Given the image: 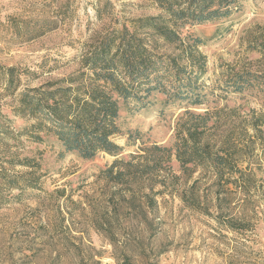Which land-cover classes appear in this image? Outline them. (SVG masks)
<instances>
[{
  "label": "rangeland",
  "instance_id": "374dc122",
  "mask_svg": "<svg viewBox=\"0 0 264 264\" xmlns=\"http://www.w3.org/2000/svg\"><path fill=\"white\" fill-rule=\"evenodd\" d=\"M71 1L69 21L29 40L40 30H15L13 21L32 19L41 25L56 7L49 0H0V66L17 68L23 87H38L76 72L85 45L95 34L162 13L151 0ZM104 2L108 7L99 18L97 7L102 8ZM35 27L32 24L29 28ZM191 30L204 41L199 50L206 56L207 72L202 79L206 102L189 110L203 113L224 109L238 133L251 136L253 124L259 122L262 133L239 155L238 170L251 185L236 189L230 184L227 192L220 194L222 201L216 203L217 191L209 188L212 174L198 169L189 179L173 158L172 170L181 177L157 197L158 206L151 214L157 234L150 236L141 215L131 213L121 217L116 227L133 226L134 235L128 236V229L120 231L115 247L93 225L95 215L107 209L111 194L117 191L103 171L117 159L141 153L144 146H172L177 118L186 109L165 106L164 95L157 93L150 96L146 106L130 101L118 119L121 134L115 138L124 148L123 154L118 158L101 153L85 160L66 153L51 135L42 134L44 141L40 143L25 135L24 130L34 120L13 114V98L5 96V81L0 77V112L19 136L8 139V147L20 159L39 165L37 188L25 189L19 199L0 209V264H264V85L242 93L225 85L234 73H264V0H242L228 18ZM27 71L35 74L26 77ZM239 140L246 142L248 136L240 135ZM29 171L20 166L11 169L12 173ZM239 171L233 173L232 180L242 182ZM196 179H200L201 206L209 207L210 216L198 205L190 207L189 189ZM219 205L223 211L220 215ZM231 221L243 229L230 230ZM125 255L129 260L125 261Z\"/></svg>",
  "mask_w": 264,
  "mask_h": 264
},
{
  "label": "trees",
  "instance_id": "16d2710c",
  "mask_svg": "<svg viewBox=\"0 0 264 264\" xmlns=\"http://www.w3.org/2000/svg\"><path fill=\"white\" fill-rule=\"evenodd\" d=\"M151 1L158 5L161 14L139 17L131 20L130 26L112 27L95 34L85 45L79 69L66 78L50 80L38 87H23L17 68L0 66L5 96L14 101L13 114L34 120L23 133L37 143L44 141L42 134L51 135L66 153L85 160H93L101 153L118 158L123 154L124 148L115 138L121 134L118 119L130 101L146 106L150 96L157 93L164 95L165 106L186 109L177 118L172 146H144L141 153L117 159L103 171L107 182L117 191L111 194L107 209L95 215L93 225L115 247L120 231L128 229V236L134 235L133 226L116 227L121 217L131 213L141 215L144 230L150 236L157 234L151 217L158 206L157 197L175 186L181 177L172 170L173 158L183 176L189 179L198 169L212 174L209 188L217 191L216 203L222 201L220 194L226 193L230 184L236 189L248 188L250 179L238 170L239 155L242 149L252 147L253 137L262 133L258 121L253 124V136L248 132L238 133L236 123L224 109L203 113L189 110L206 102L202 79L207 72L206 56L199 50L204 41L191 29L228 18L242 0ZM49 2L56 10L44 23L39 25L32 19L22 23L13 21L15 30H40L30 35L32 40L57 30L71 19V0ZM103 4L102 8L97 7L99 18L108 7L106 2ZM32 24L36 25L34 29L29 28ZM168 48L173 51L168 52ZM33 73L27 71L25 76L31 77ZM225 85L230 91L242 93L264 85V73H234ZM243 134L248 136L246 142L239 140ZM17 137L0 112V209L19 199L25 189L38 186L39 165L27 158L20 159L8 147L7 140ZM5 165L11 169L26 167L30 171L12 173ZM238 171L242 182L231 179ZM199 183L200 179H196L189 189L190 207L198 205L200 211L210 216L209 207L201 206ZM157 187L162 189L156 190ZM16 189L20 191L17 195L13 194ZM218 209L219 215L222 214L220 205ZM229 225L234 232L243 229L233 221ZM124 259L129 260V256L125 255Z\"/></svg>",
  "mask_w": 264,
  "mask_h": 264
}]
</instances>
